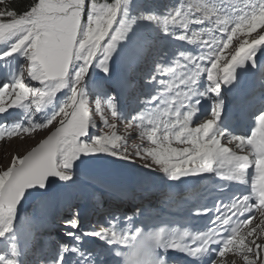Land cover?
<instances>
[{
  "label": "snow or ice",
  "instance_id": "obj_1",
  "mask_svg": "<svg viewBox=\"0 0 264 264\" xmlns=\"http://www.w3.org/2000/svg\"><path fill=\"white\" fill-rule=\"evenodd\" d=\"M131 8L132 0H33L22 14L0 11V46H6L0 51V80L4 81L0 115L7 113L10 118L14 113L9 110L19 109L26 120V124L0 121V139L52 126L36 146L23 156H14L10 166L0 171V238L7 248L0 254V264H23L19 258L32 240L47 250L40 264H113V257L125 255L116 246H127L144 232L139 227L131 230L132 216L121 217L109 210L97 227L85 230L80 212L73 211L63 226L74 243L48 245L41 238L42 221L21 214L30 199L42 208L47 206L52 178L72 181L77 162L100 155L126 161L139 158L144 167L159 171L169 181L184 183L187 177L214 174L228 184L250 186L247 194L236 192L227 201L218 199L212 208L201 205L198 214L207 216L210 225L204 231L158 227L151 235L158 250L184 253L196 264H204L206 258L210 264H236L225 259L228 254L239 257L242 264H264V112L256 117L250 135H232L217 128L223 108L218 99L221 86L235 80L237 66L251 63L256 67V53L264 47V34L257 32L264 29V0H243L228 8L215 7L212 0H181L165 13L137 17L130 15ZM138 21L158 30L156 41L167 37L198 44L201 51H179L171 59L166 51L158 53L146 81L156 85L157 92L142 100L145 107L131 117L138 121L139 137L147 146L136 144L130 150L129 137L117 133V121L126 119L117 96L90 72L98 69L108 78L116 66L130 65L148 53L149 42L135 31ZM205 22L212 27L188 34L190 25ZM217 31L223 35L215 36ZM252 33L256 36L249 39ZM234 38L236 44L226 57ZM10 57L19 59L10 61ZM202 75L207 80L203 91ZM58 93H63L62 99ZM93 95L94 112L89 99ZM213 95L217 99L210 116L192 127L201 98ZM38 113H43L41 119L36 118ZM254 212L260 215L255 225ZM145 215L143 208L135 213ZM86 237L103 243L88 247ZM157 255L160 264H168Z\"/></svg>",
  "mask_w": 264,
  "mask_h": 264
},
{
  "label": "rangeland",
  "instance_id": "obj_2",
  "mask_svg": "<svg viewBox=\"0 0 264 264\" xmlns=\"http://www.w3.org/2000/svg\"><path fill=\"white\" fill-rule=\"evenodd\" d=\"M170 2V4L172 5L173 1L171 0H168ZM101 79H103V77H101ZM39 119H41L42 117L37 115ZM97 124H100L99 122V117L97 116ZM50 127L49 126V130H50ZM49 130H44V129H40V130H37L36 132L30 134V135H24L23 137L21 138H18L16 140H13L12 142H9L7 144H4L0 147V171L2 170H5L7 169V167L10 166L11 164V160L14 156H22L23 153H25L26 151L30 150L32 147H34L40 140H42L43 138H45V136L47 135L48 131ZM90 131H95V129H92ZM126 128H121V130L118 131V134H123V133H126ZM24 143V146L25 147L24 149H19L20 145H22ZM26 150V151H24ZM21 152V153H20ZM80 163V162H77V164ZM136 164L139 163V161H135ZM7 165V166H6ZM134 167V166H132ZM138 169H140L141 171L143 170H146V171H149L150 169L149 168H146V167H140L138 166L137 167ZM77 172L76 171V175L74 177V179H76L80 184H83L84 181L82 179V176H77ZM82 175H88L92 178H94V181L93 182H89L88 184L84 185L86 188H90L91 186H98L99 183L102 181L101 178L95 174H88L86 173V171L84 170V172L82 173ZM61 187H59L56 191V193L58 194L59 196V199H58V211H60V216H57L55 218V220L53 221L54 223H56V226H63V221L70 217L73 213V211L76 210V208L73 206L69 209L68 212H66V208L67 206H69L71 203L70 202H73L74 205L76 206V202H74V200L72 198H68V196H64V194L62 193V188L60 189ZM52 203V200L51 199H48V204L47 206ZM67 205V206H66ZM46 206V207H47ZM66 215H65V214ZM62 214H64V216H61ZM61 217V218H60ZM83 228V226H82ZM1 239V238H0ZM1 243V241H0ZM36 242L33 240L32 241V244L34 245Z\"/></svg>",
  "mask_w": 264,
  "mask_h": 264
},
{
  "label": "clouds",
  "instance_id": "obj_3",
  "mask_svg": "<svg viewBox=\"0 0 264 264\" xmlns=\"http://www.w3.org/2000/svg\"><path fill=\"white\" fill-rule=\"evenodd\" d=\"M157 242L152 238L151 230L131 238L127 251L122 255V264H160Z\"/></svg>",
  "mask_w": 264,
  "mask_h": 264
},
{
  "label": "trees",
  "instance_id": "obj_4",
  "mask_svg": "<svg viewBox=\"0 0 264 264\" xmlns=\"http://www.w3.org/2000/svg\"><path fill=\"white\" fill-rule=\"evenodd\" d=\"M103 1V0H102ZM111 2V0H109ZM33 0H15L10 4L11 8L17 13H23L25 9L31 6Z\"/></svg>",
  "mask_w": 264,
  "mask_h": 264
},
{
  "label": "water",
  "instance_id": "obj_5",
  "mask_svg": "<svg viewBox=\"0 0 264 264\" xmlns=\"http://www.w3.org/2000/svg\"><path fill=\"white\" fill-rule=\"evenodd\" d=\"M58 183V180H56L55 178H52L49 187L47 189V195H49L52 191H54V189L56 188V185ZM36 202L34 200H31L28 203L23 204L22 206V211L23 212H27L30 211L32 206L35 204Z\"/></svg>",
  "mask_w": 264,
  "mask_h": 264
},
{
  "label": "bare ground",
  "instance_id": "obj_6",
  "mask_svg": "<svg viewBox=\"0 0 264 264\" xmlns=\"http://www.w3.org/2000/svg\"><path fill=\"white\" fill-rule=\"evenodd\" d=\"M24 146V143L22 144V145H20V147H19V149L21 148V149H24L25 147H23ZM20 149V150H21ZM24 151H26V150H24ZM21 153V152H20ZM24 154V153H23ZM7 166V165H6ZM191 201H192V199H190L189 201H185V205L186 206H188L190 203H191ZM186 202H189V203H186ZM184 203H182V204H180L181 206L183 205Z\"/></svg>",
  "mask_w": 264,
  "mask_h": 264
}]
</instances>
